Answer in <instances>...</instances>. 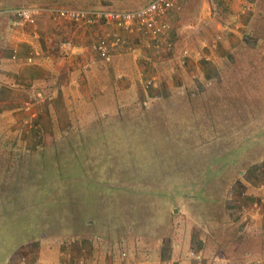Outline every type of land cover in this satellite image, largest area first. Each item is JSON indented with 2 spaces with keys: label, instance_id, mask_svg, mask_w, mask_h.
Returning <instances> with one entry per match:
<instances>
[{
  "label": "rangeland",
  "instance_id": "obj_1",
  "mask_svg": "<svg viewBox=\"0 0 264 264\" xmlns=\"http://www.w3.org/2000/svg\"><path fill=\"white\" fill-rule=\"evenodd\" d=\"M150 1L0 0V264H56L70 236L97 244L88 261L75 254L85 264L264 259V46L246 39L251 29L264 36V0H188L171 20L173 46L141 53L135 92L109 93L110 106L101 95L97 106L51 115L59 72L42 57L11 60L25 28L8 10L132 11ZM237 53L252 59L254 83L233 77Z\"/></svg>",
  "mask_w": 264,
  "mask_h": 264
},
{
  "label": "crops",
  "instance_id": "obj_2",
  "mask_svg": "<svg viewBox=\"0 0 264 264\" xmlns=\"http://www.w3.org/2000/svg\"><path fill=\"white\" fill-rule=\"evenodd\" d=\"M174 16L175 13H172L170 22ZM45 21L40 19L35 24L24 27L25 31L19 34L22 40H18L11 46V60L30 65L42 57L50 63L51 72H59V84L48 91H52V94L49 93L52 96L49 112L51 115L54 112L52 107L56 109L61 107L63 111L64 109L67 111V107L74 110L82 108L87 110L89 107L97 106L100 103L101 95L107 97L108 106H110L116 102H112L115 98H111L109 93L135 92L134 83L140 79L144 69L142 61L137 58L141 53L144 54L143 56H147L148 52H152L151 50L142 47L136 52L115 51L111 62L108 63L99 59L92 49L97 37L104 32L102 29L79 27L74 23L64 21L52 22L51 17ZM219 27H221L220 23L217 24V28ZM178 30V28L175 30L177 34ZM64 43H70V46L67 47ZM31 49L34 50L30 51ZM28 58L32 59V63L27 62ZM127 94L126 98L128 97ZM75 113L78 114L77 111ZM70 237L68 239L72 241L71 244L65 242L64 246H60L57 250L60 257L56 264H60L62 256L68 262V259H65L67 253H70L72 258H75L76 253H83V259L87 260L95 251L97 244L93 245L90 241L82 240L78 236ZM95 239L102 242L98 237ZM101 247L98 253L104 255L105 260L108 261L109 255L105 254L106 251H101L110 250V248L103 243H101ZM86 253H90L88 257L85 256ZM38 255H41V249ZM17 262L19 263V260ZM95 263L103 264V258L97 256ZM52 264L55 263L52 262Z\"/></svg>",
  "mask_w": 264,
  "mask_h": 264
},
{
  "label": "built area",
  "instance_id": "obj_3",
  "mask_svg": "<svg viewBox=\"0 0 264 264\" xmlns=\"http://www.w3.org/2000/svg\"><path fill=\"white\" fill-rule=\"evenodd\" d=\"M186 2L188 0H151L148 5L132 11L29 6L14 8L9 11V16L12 24L20 28L35 24L45 15L54 20L74 23L79 27L100 28L104 32L97 37L92 49L99 59L109 62L115 51L136 52L142 47L155 53L169 50L173 46L170 39L173 30L171 14L179 13ZM64 44L70 46V43ZM182 56L189 58V51L184 50ZM27 62L31 63L32 59L28 58ZM156 84L157 78L152 76L142 83V88L147 90ZM253 209H259L257 203H254ZM66 258L68 262L62 256L60 264H85L82 258H72L70 253L65 255ZM195 259L198 262L201 260L199 256H195ZM20 264L39 263L21 257ZM256 264H264V259Z\"/></svg>",
  "mask_w": 264,
  "mask_h": 264
},
{
  "label": "trees",
  "instance_id": "obj_4",
  "mask_svg": "<svg viewBox=\"0 0 264 264\" xmlns=\"http://www.w3.org/2000/svg\"><path fill=\"white\" fill-rule=\"evenodd\" d=\"M146 5H148V4H146ZM146 5H144V6H146ZM185 5V4H184ZM184 5H183V7H184ZM144 6H142V7H144ZM26 7H29V6H26ZM36 7H39V6H36ZM183 7H182V9H183ZM17 8H22V7H17ZM106 9H108V8H106ZM181 9V10H182ZM112 10V9H111ZM11 11V10H10ZM260 12V11H259ZM6 14H8V17L10 18V16H9V10L8 11H6ZM259 14V13H258ZM260 19H261V22H264V13L262 12L261 14H260V17H259ZM40 19H38L37 21H39ZM12 22V21H11ZM256 25L257 26H259V22L257 21V23L255 24V28H256ZM172 34H174V31L172 30V32H171V35ZM246 39H248L247 41H251V43L253 44V46L254 47H257V46H264V36H262V35H260V34H258L257 32H256V30H254V31H252V29L249 31V35L247 34V36H246ZM154 52V51H153ZM155 53V52H154ZM155 54H158V53H155ZM239 53H237V54H233L232 55V57H230L231 58V62H230V64H234V62H235V69H237V71L236 72H234V71H232V75H233V77L235 78V76L234 75H241V74H244V76H240L239 77V80H249V81H252L253 83H254V79H253V77H252V75H251V73L252 72H254V67H253V63H252V59L250 58V57H248L245 61H244V63L243 62H241L242 60V58L240 57V54L238 55ZM112 60V59H111ZM111 60L108 62V63H110L111 62ZM256 64V63H255ZM256 66H257V64H256ZM226 68H229V67H226ZM258 70H263V66H261V67H259V68H257ZM152 88H154V87H151V88H149V89H147V91L148 90H150V89H152ZM257 90V89H256ZM257 91H259V90H257ZM215 102H216V100L215 99H209V101H208V103H210V104H212V105H214L215 104ZM73 244V243H72ZM20 258V257H19ZM19 260V259H18ZM15 264H20V261H19V263L17 262V263H15Z\"/></svg>",
  "mask_w": 264,
  "mask_h": 264
}]
</instances>
